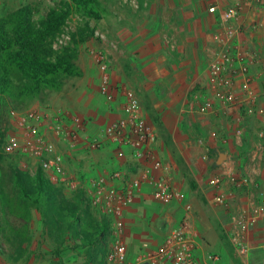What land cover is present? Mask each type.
I'll list each match as a JSON object with an SVG mask.
<instances>
[{
    "label": "crops",
    "instance_id": "crops-1",
    "mask_svg": "<svg viewBox=\"0 0 264 264\" xmlns=\"http://www.w3.org/2000/svg\"><path fill=\"white\" fill-rule=\"evenodd\" d=\"M123 2L122 5L127 4V8L115 11L117 67L114 80L121 86H129L131 80L126 67L129 63L132 67L134 64L124 61L123 58L139 50L142 61L147 62L151 59V49H146L152 47V51H159L160 61L164 65V73L159 78L164 95L170 99V107L175 104L177 95H192L188 108L190 112L203 115L200 123H197L202 133L204 128L212 131L224 128L222 131L218 130L215 136L210 134L207 140V148L215 152V155H160L170 166L174 182L184 197L180 201L162 204L153 198L152 188L146 187L145 192L128 207L125 214L129 257L135 258L143 250L145 242L152 248L159 247L168 228L180 222L185 213V205L191 203L192 225L201 264L206 260L208 252L218 253L222 264H264V215H261L249 230L248 240L252 249L248 257L240 255L231 240L235 229L233 214L241 207L254 208L264 190V138L260 139L256 135L242 137L232 132V128L240 121L238 124L244 122L256 130L258 121L260 125H264V114L254 111L253 106L248 103L231 105L220 111L204 113L200 110L204 98L209 93L211 51L215 45L212 38L213 28L209 35L208 27L213 19L210 15L213 13H209L204 0ZM102 23L101 27L110 32L111 27L106 19ZM159 35L164 38L163 51L159 44L154 43ZM105 49L108 50L109 47L106 46ZM251 68L256 75L255 87L260 93V99H264V73L258 67V62H253ZM195 86L198 89L193 94L191 90ZM119 91L122 93V90ZM152 94L157 95V91L153 89ZM241 94L243 96L244 91H241ZM123 97H118L112 104L107 100L102 101L103 105L94 107L89 117L88 135L100 134L104 128L103 122H110L125 115ZM258 103L260 104V101ZM157 132V150L160 153L164 149L158 129ZM61 148L68 155L67 170L72 176L92 177L117 165H122L130 174L137 171L129 153L125 157H117L110 150L90 149L85 138L75 149L67 144H61ZM221 151H225L228 158L219 166H215L214 161L218 159ZM183 164L187 170L183 169ZM216 174H222L224 177V184L220 189L211 183ZM239 175L247 176L249 184L237 186L234 179ZM192 181L195 183L192 184ZM220 192L228 197L230 205L218 203L217 195ZM166 217L171 218L168 227L161 225V220ZM85 253L84 248H79L74 253L79 260L75 262L76 259H71L67 264H79L82 260L80 254ZM96 264H106L103 253L98 254Z\"/></svg>",
    "mask_w": 264,
    "mask_h": 264
},
{
    "label": "built area",
    "instance_id": "built-area-1",
    "mask_svg": "<svg viewBox=\"0 0 264 264\" xmlns=\"http://www.w3.org/2000/svg\"><path fill=\"white\" fill-rule=\"evenodd\" d=\"M208 10L219 15V22L212 33L215 46L211 53L209 93L200 110L204 113L220 111L242 103L254 106L260 97L255 87L256 75L251 68L257 57L239 39L242 5L238 3L221 8L213 3ZM94 58L101 71L100 92L112 104L117 100L116 92L119 89L113 87L109 60L103 53H95ZM241 91H244L243 96ZM122 93L125 115L110 121L96 136L87 134V118L68 110L50 112L36 106L11 108L8 111L10 127L2 130L4 139L0 154L34 157L51 182L84 189L91 207L100 216H107L110 222V240L104 255L106 264H201L192 225L191 203L185 205L180 222L168 228L159 247L152 248L145 242L143 250L135 258L129 257L125 221L128 207L145 192L146 187L152 188L153 198L162 204L180 201L184 194L175 184L170 166L159 155L157 128L144 114L139 93L130 86L124 87ZM260 113L264 114V107L260 108ZM241 132L239 130L238 135ZM213 135H217V131H213ZM84 138L90 149H110L117 157H125L129 153L137 171L130 174L122 165H117L87 177L79 186L80 182L68 173L67 155L61 144L75 149ZM234 180L239 187L249 184V178L245 175H239ZM211 183L220 189L224 184L223 175L216 174ZM217 201L230 205L223 192L217 195ZM261 215H264V190L254 208L241 207L233 214L235 229L231 240L242 256L250 255L252 245L248 233ZM203 264H222L221 256L208 252Z\"/></svg>",
    "mask_w": 264,
    "mask_h": 264
},
{
    "label": "rangeland",
    "instance_id": "rangeland-1",
    "mask_svg": "<svg viewBox=\"0 0 264 264\" xmlns=\"http://www.w3.org/2000/svg\"><path fill=\"white\" fill-rule=\"evenodd\" d=\"M63 1L65 0H0V18L26 4H32L36 9V18H40L51 7L58 6ZM101 2L104 9V20L102 18L100 21H96L74 12L70 16L64 29L52 41L54 48L58 52H61L66 46L75 48L76 61L83 71V75L63 76L60 89H45L38 97L28 101L27 104L21 105L19 109L34 106L50 112L64 109L87 118V124H89V117L94 107L103 105L102 101H106V98L100 92L101 71L95 61V53H103L109 60L113 87L119 90L126 87L119 85V82L114 80L113 76L117 67V53L115 52L117 48L115 11L117 9H126L127 4L123 6V0H101ZM213 3L220 5L221 8L230 7L238 3L242 5V16L240 18L242 27L239 33V39L246 48L256 54L257 60L255 62H258V67L264 73V0H204L207 10ZM210 16L213 19L208 27L209 35L211 29H214L219 22L218 14H211ZM105 19L111 27L110 32L101 27ZM92 30L95 31L94 39L78 46L74 43L73 39L78 40L82 31L91 32ZM156 38L154 43L159 44V48L163 51V36L159 35ZM106 46L109 47L108 50L105 49ZM149 49H151V59L147 61L148 63L142 61L143 57L139 54V50L129 55V58L124 57L123 59L134 64L132 67L129 63L126 67V71L129 73L128 75L131 80L129 86L134 87L138 91L144 114L157 126L161 146L164 149L159 155H215V152L208 149L206 145L210 134L211 136H215L212 133V129L204 128L203 134L202 129L197 126V123H200L203 115L189 111L188 105L193 96L189 95L186 97L184 95H177L175 97V104L170 107V99L164 95L161 78H159L164 73V65L160 61L159 51H152V47H148L146 50ZM144 85L147 87L145 88ZM153 89L157 91V95L152 94ZM197 89V86H195L191 92L193 91L194 94ZM119 90H117L116 95L117 98L119 97L121 99V96L124 95L123 93H119ZM259 101V107L264 106V99L261 98ZM166 103L169 105H166ZM155 104H158V106ZM11 105L13 104L10 103L8 107ZM8 107L4 115L0 116L1 131L4 128L6 129V127H10L8 123ZM256 117H258L257 114ZM238 122L240 121H237V125L232 128V132L238 134V131L242 130L240 133L242 137L256 135L260 139L264 138V135H261V133L264 134V125H260L259 121L257 122V126H259L256 130L251 129L244 122L239 124ZM108 123L107 121L103 122V127ZM218 130L222 131L224 128H218ZM3 139L4 134L0 136V145ZM16 159L12 163L11 160L9 162L0 158V191L11 195L14 200H19L20 189L15 183L13 165H18L22 171H25L33 177L39 171L40 167L37 159L34 157H16ZM183 166V169H185L186 166L184 164ZM73 178L80 182V186L81 182L85 181L87 177L77 175ZM193 183L194 181H192ZM57 187L60 189L57 201L61 205L67 206L77 201L80 202L83 199V195L81 196L79 192L83 188H76L65 184H57ZM87 201L89 202V199ZM0 213V264H67L71 259H76L75 262L79 260L77 254H74V251L68 249L62 252L61 259L56 256L54 249H56L57 243L51 236L52 227L49 225L50 223L47 224L44 222L41 213L36 207H32V220L28 228L32 240L25 242L24 245L22 243L19 244V240L14 236L13 230H11L12 226L23 227V220L16 216L13 217V215H7L5 212ZM79 213L83 218H86L82 209L79 210ZM94 214L98 218L101 217L95 211ZM11 221L13 222L12 226L9 225ZM82 223L87 229L89 225L88 221L86 220L85 222L83 219ZM94 251L100 253L97 245L94 246ZM82 255L80 254V256ZM96 262L97 256L93 264H96Z\"/></svg>",
    "mask_w": 264,
    "mask_h": 264
},
{
    "label": "trees",
    "instance_id": "trees-1",
    "mask_svg": "<svg viewBox=\"0 0 264 264\" xmlns=\"http://www.w3.org/2000/svg\"><path fill=\"white\" fill-rule=\"evenodd\" d=\"M74 12L100 21L104 9L101 0H65L60 5L51 7L40 18H36V9L32 4L23 5L0 18V116L4 115L10 103L13 105L9 109H19L45 89H60L63 76L83 75L76 61L75 48L66 46L58 52L52 42ZM94 38L95 31L92 30L82 31L80 38L73 40L78 46ZM258 104L257 102L253 108L260 113L263 106L259 107ZM3 134L0 130V136ZM16 157L20 156L0 154V158L11 160L12 163L17 160ZM214 165L219 166L217 160ZM13 167L15 183L20 189L19 200L0 191V212L23 220V227L12 226V221L9 223L19 244L24 245L32 240L28 228L32 220V207H36L44 222L50 223L52 227L51 236L57 243L54 250L58 258H62L61 254L66 249L75 252L79 248L86 251L79 264L93 262L100 253L105 255V247L110 240V222L107 216L98 218L94 214L95 210L89 204L90 201H87L84 189L79 190L81 196H84L80 202L61 205L57 201L60 189L41 168L33 177L18 165ZM80 209L87 219L80 215ZM83 219L88 221L87 229L83 226ZM95 245L100 253L94 251Z\"/></svg>",
    "mask_w": 264,
    "mask_h": 264
},
{
    "label": "water",
    "instance_id": "water-1",
    "mask_svg": "<svg viewBox=\"0 0 264 264\" xmlns=\"http://www.w3.org/2000/svg\"><path fill=\"white\" fill-rule=\"evenodd\" d=\"M228 158V154L225 152V151H221L219 153V157L217 159V163L220 165L222 164L226 159ZM171 218L170 217H166L164 219L161 220V225L162 226H167L168 227V224L170 222Z\"/></svg>",
    "mask_w": 264,
    "mask_h": 264
}]
</instances>
